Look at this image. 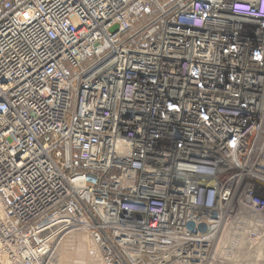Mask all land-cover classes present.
Returning a JSON list of instances; mask_svg holds the SVG:
<instances>
[{
  "label": "built area",
  "instance_id": "obj_1",
  "mask_svg": "<svg viewBox=\"0 0 264 264\" xmlns=\"http://www.w3.org/2000/svg\"><path fill=\"white\" fill-rule=\"evenodd\" d=\"M246 216L264 0H2L0 264H59L76 232L102 264H214L211 229Z\"/></svg>",
  "mask_w": 264,
  "mask_h": 264
},
{
  "label": "bare ground",
  "instance_id": "obj_2",
  "mask_svg": "<svg viewBox=\"0 0 264 264\" xmlns=\"http://www.w3.org/2000/svg\"><path fill=\"white\" fill-rule=\"evenodd\" d=\"M225 221H221L217 227L212 228L210 231L211 237H217L219 233L218 228L222 227L223 229L220 245L217 248L216 254H213L214 261L217 262L220 259L230 264H239L241 258L245 257L246 264H261V260L264 259V241L255 242L254 239H249L250 233L257 231L261 227L262 221H260V217H233L227 220L228 224L224 226L223 223ZM73 235V233L66 235L59 241V245L65 238L71 239ZM64 246L67 247V245Z\"/></svg>",
  "mask_w": 264,
  "mask_h": 264
},
{
  "label": "rangeland",
  "instance_id": "obj_3",
  "mask_svg": "<svg viewBox=\"0 0 264 264\" xmlns=\"http://www.w3.org/2000/svg\"><path fill=\"white\" fill-rule=\"evenodd\" d=\"M2 0H0V3ZM156 16H153L152 18H147V17H142L140 19L141 23L137 24L129 33H127V37L135 34L138 32L143 25H147L151 21L155 19ZM86 66V65H84ZM75 73V72H73ZM260 221L262 223L260 224V228H258L257 231H254L253 233H250V238L251 240L254 239L256 242H262L264 241V220L260 218ZM228 224V221L224 222L223 225L226 226ZM223 230V229H222ZM73 238L74 241L72 243L71 249L65 253L62 252L63 246L64 245H69V242L63 240L61 244L57 247V259L59 264H102L101 263V258H100V253L96 246L94 245L93 241L90 239V237L87 235L86 232H76L73 233ZM68 238V237H67ZM86 240V241H85ZM227 241L228 238H226ZM221 241V239H220ZM220 243L218 244L217 248L219 247ZM66 248V247H65ZM217 251V249H216ZM216 254V252L214 253ZM219 264H230L225 260H217ZM217 262L214 261V264H218ZM227 262V263H226ZM245 262V257L241 258V261L239 264H246ZM261 264H264V259L261 260Z\"/></svg>",
  "mask_w": 264,
  "mask_h": 264
},
{
  "label": "water",
  "instance_id": "obj_4",
  "mask_svg": "<svg viewBox=\"0 0 264 264\" xmlns=\"http://www.w3.org/2000/svg\"><path fill=\"white\" fill-rule=\"evenodd\" d=\"M213 217L215 218V217H216V214H214ZM187 227H188V229H190V230H194V228H195V226H194L193 223H189ZM199 230H200L201 232H206V231H207V227H206L205 225H202V226H200Z\"/></svg>",
  "mask_w": 264,
  "mask_h": 264
},
{
  "label": "crops",
  "instance_id": "obj_5",
  "mask_svg": "<svg viewBox=\"0 0 264 264\" xmlns=\"http://www.w3.org/2000/svg\"><path fill=\"white\" fill-rule=\"evenodd\" d=\"M66 241L69 242V245L67 244V247L65 249H64L65 246H63L62 252H65V253H67L71 249L74 238L73 237L71 239L68 238L66 239Z\"/></svg>",
  "mask_w": 264,
  "mask_h": 264
}]
</instances>
